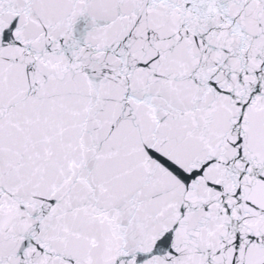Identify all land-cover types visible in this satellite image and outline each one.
Here are the masks:
<instances>
[{"label": "snow or ice", "instance_id": "1", "mask_svg": "<svg viewBox=\"0 0 264 264\" xmlns=\"http://www.w3.org/2000/svg\"><path fill=\"white\" fill-rule=\"evenodd\" d=\"M0 264H264V0H0Z\"/></svg>", "mask_w": 264, "mask_h": 264}]
</instances>
